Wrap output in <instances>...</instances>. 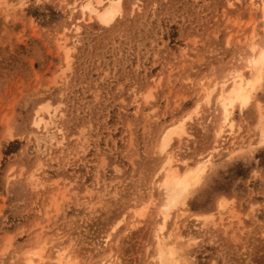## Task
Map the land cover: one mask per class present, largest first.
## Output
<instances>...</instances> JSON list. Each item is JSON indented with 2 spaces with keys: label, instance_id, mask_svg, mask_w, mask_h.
<instances>
[{
  "label": "rangeland",
  "instance_id": "374dc122",
  "mask_svg": "<svg viewBox=\"0 0 264 264\" xmlns=\"http://www.w3.org/2000/svg\"><path fill=\"white\" fill-rule=\"evenodd\" d=\"M1 1L0 264H25L24 252L43 242L48 259L67 248L74 264L110 251L118 264H153L157 146L163 129L195 108L191 136L171 148L181 150L182 171L209 154L213 162L164 234L176 229L189 264H264V83L232 110L235 135L223 142L214 136L215 95L205 103L199 85L240 64L248 35L264 38L254 0H122L107 27L72 12L80 0ZM38 117L49 119L46 129L35 127ZM150 199L145 217L131 218Z\"/></svg>",
  "mask_w": 264,
  "mask_h": 264
},
{
  "label": "bare ground",
  "instance_id": "6f19581e",
  "mask_svg": "<svg viewBox=\"0 0 264 264\" xmlns=\"http://www.w3.org/2000/svg\"><path fill=\"white\" fill-rule=\"evenodd\" d=\"M25 1L27 0H19L21 4ZM1 2L3 4H6V1L4 2V0H2ZM250 4V8L254 10L258 8L260 10L262 15L261 17L263 18L264 0H254ZM72 12H78L81 20H95L99 25L107 27L111 25L122 14V0H80L75 6L72 7ZM77 29L78 28L76 27L75 30L77 31ZM249 36L250 35H248L247 42L244 45L246 46L247 49L245 48V50L247 51L242 53L241 55L238 53L240 55L239 65L229 66L228 68L226 67L227 69L225 68V70H223L224 68H221V70L224 71V74L218 81L213 80L208 86H205L202 83L199 84L201 87L200 90L204 94H202V99L205 103H208L211 100L212 96L215 95L214 102L216 103L218 108L219 121L214 136L215 138H217L216 140H221L222 142L225 141L227 137L233 138V136L235 135L233 122L230 118L232 110H234V108L236 107L239 108V110L246 108L254 98V96L257 94V92L260 91L259 89L262 88L264 83L262 82L264 81V38L260 43H257L255 40L256 35L252 34L250 37ZM64 43V39H58L59 47H63ZM244 73H246L248 76ZM250 83L252 85L251 87ZM245 94L250 96V100L246 105L242 106L240 97ZM257 107V134L260 140V144L263 143L262 145H264V109L262 110L259 106ZM196 109L197 108H195L194 110H192L193 112H189L182 118L180 117L178 121L168 125V127L163 129L159 144L157 146L158 153L162 158V162L160 163L159 167H157L158 173L160 174V180L156 182V187L160 192L162 201L160 202V205L158 204L159 207L157 212L160 216V223L155 227L153 232L155 247L153 248L155 249V253H153L154 255L151 259L156 262V264H189L187 263V260L184 256L185 250L188 245L186 243H181L182 237L174 234L173 231H176L175 228L172 231L167 232V234H164V229L170 218L171 212L173 210H177L178 208H183L186 206L187 199L202 184L207 170L212 166V155L209 154L205 158L198 160L190 167L186 165V169L182 171L178 167L180 158L183 157H180L181 154L179 151L181 150H177V152H175L171 148L174 140L185 141L191 136L188 131L187 121L190 120L192 114H197L198 109ZM44 110H46V112L48 113L47 107H44ZM48 114L51 119V117H53V114ZM46 119L38 117L34 121L35 127H42V129H46L47 126H49V119ZM220 144L213 145L212 151H218V149L220 148ZM240 149L241 148L239 147L234 149H227L225 151L226 158L230 159L235 153H237L236 151H240ZM32 178L34 177H31V179ZM141 201V203L139 202L140 204H138L139 208L137 206H134L136 208L133 209V216L131 218L143 217L145 215V210L147 208H150L148 207V205L153 203L152 199H150V201L145 204L143 203V200ZM225 204L226 201L224 200V198H220V200L218 201V207L222 208L225 206ZM130 212H132V210ZM192 218V220L195 222L193 223L195 225L198 224L199 226L205 225L207 221L205 215H193ZM134 223L136 224V221ZM134 223L131 224V228L135 227ZM46 240L49 241V239ZM45 246L46 245L43 242V245H39L38 248L24 252L23 260L25 264H45L44 262L48 259V257L45 255ZM71 257L72 256L70 254V251H68L67 248H54L53 256L48 260L51 262V264H74ZM104 257L105 258L99 261L97 260L95 264L116 263L111 257V251L109 255H105ZM116 264H118V262Z\"/></svg>",
  "mask_w": 264,
  "mask_h": 264
},
{
  "label": "snow or ice",
  "instance_id": "6c2138e0",
  "mask_svg": "<svg viewBox=\"0 0 264 264\" xmlns=\"http://www.w3.org/2000/svg\"><path fill=\"white\" fill-rule=\"evenodd\" d=\"M262 82H264V81H262ZM251 86H252V85H251V83H250V87H251ZM249 100H250V96L247 95V94L242 95V96L240 97V101H241L242 106L246 105V104L249 102Z\"/></svg>",
  "mask_w": 264,
  "mask_h": 264
}]
</instances>
